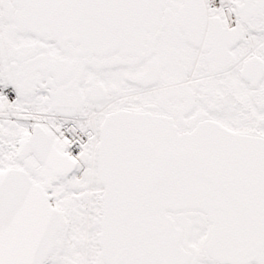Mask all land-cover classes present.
Listing matches in <instances>:
<instances>
[{"label":"snow or ice","instance_id":"snow-or-ice-1","mask_svg":"<svg viewBox=\"0 0 264 264\" xmlns=\"http://www.w3.org/2000/svg\"><path fill=\"white\" fill-rule=\"evenodd\" d=\"M0 264H264V0H0Z\"/></svg>","mask_w":264,"mask_h":264}]
</instances>
